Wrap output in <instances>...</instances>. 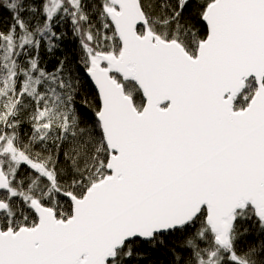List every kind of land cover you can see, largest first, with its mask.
<instances>
[{
    "label": "snow or ice",
    "instance_id": "6c2138e0",
    "mask_svg": "<svg viewBox=\"0 0 264 264\" xmlns=\"http://www.w3.org/2000/svg\"><path fill=\"white\" fill-rule=\"evenodd\" d=\"M0 264H264V0H0Z\"/></svg>",
    "mask_w": 264,
    "mask_h": 264
}]
</instances>
